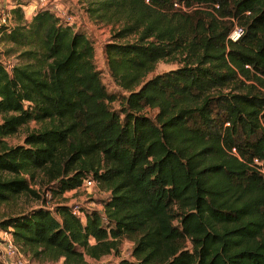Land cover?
Listing matches in <instances>:
<instances>
[{
  "label": "trees",
  "instance_id": "obj_1",
  "mask_svg": "<svg viewBox=\"0 0 264 264\" xmlns=\"http://www.w3.org/2000/svg\"><path fill=\"white\" fill-rule=\"evenodd\" d=\"M82 4L116 27L103 55L121 94L106 92L79 29L11 9L0 44L20 62L0 63V204L41 199V187L55 198L86 177L108 196L101 212L42 205L0 230L39 263H97L128 239L118 264H264V0ZM159 62L177 68L146 80ZM28 122L41 127L8 146Z\"/></svg>",
  "mask_w": 264,
  "mask_h": 264
},
{
  "label": "rangeland",
  "instance_id": "obj_2",
  "mask_svg": "<svg viewBox=\"0 0 264 264\" xmlns=\"http://www.w3.org/2000/svg\"><path fill=\"white\" fill-rule=\"evenodd\" d=\"M83 0H58L59 4L62 8L71 16L76 18V22L78 23L77 27L80 32L86 35L93 47V65L95 70L99 73V78L104 86L106 92L108 94L120 95L121 91L115 87L113 81L109 77L107 73V69L105 67L104 55H103V47L105 44L111 43L115 41L114 33L116 31V27L111 26H100L95 25L89 18L84 14V6L82 4ZM30 0H6V2H2L0 0V9L1 11H10L17 5H27ZM26 7V6H25ZM31 9L25 8V16L26 19H23L25 24L29 23L33 14L30 15ZM132 37L127 36L125 39L117 40L118 42H126L131 41ZM12 60H16L20 62L18 59L17 53L13 52L12 47L9 44H0V63H11ZM177 66L171 63H163L159 62L155 65L153 72L147 75L146 80L152 78L155 75L163 74L172 70H175ZM111 110L117 111L119 109L117 102L111 104ZM141 115L153 118L156 114L155 110H151L149 108H144L141 112ZM1 123V116H0ZM41 124H37L35 122H28L27 124L19 127L15 134L9 136L4 139L5 143L10 146H23V140L25 136L33 131L40 129ZM39 174L35 173V187L34 183L30 184V187L34 190H38L39 184ZM44 188L41 187L38 190L40 198L36 199L31 195H20L17 198L11 200L6 204H0V224L5 222L8 219L14 218L16 216H20L21 214H27L28 212L38 209L43 205L45 208L47 207L49 210H52L57 204H63L64 206H72L77 205L80 209L83 210H96L101 212L102 210V202L106 200L108 194L99 186H96L93 189L84 190L83 188H79L74 190L73 193L66 192L61 196L51 198L49 194L44 195L42 192ZM3 238L2 231L0 230V239ZM92 244V241H90ZM186 248H189L188 243H185ZM132 247V243L128 239H122L121 244L118 249L117 254H113L107 256L101 261L97 263H93L86 259V264H118L120 260L130 259V250ZM22 257L26 259L30 264H62V260H58L55 262H46L39 263L34 260L28 253L23 252ZM26 258H25V257Z\"/></svg>",
  "mask_w": 264,
  "mask_h": 264
},
{
  "label": "built area",
  "instance_id": "obj_3",
  "mask_svg": "<svg viewBox=\"0 0 264 264\" xmlns=\"http://www.w3.org/2000/svg\"><path fill=\"white\" fill-rule=\"evenodd\" d=\"M30 1L32 4L31 10L29 12L30 15L32 14L34 15L39 10H45L56 16L60 20V22L63 23L64 25L71 26L74 29H78L76 28L78 25V23L76 22V18L69 15L59 4L58 0H30ZM25 8L26 7H21L23 19H26ZM12 26L13 23L9 11L8 12L1 11L0 9V29H3L4 31H9L12 28ZM241 35H242V30L240 28L234 27L232 31L229 33L227 39L231 42H235L240 38ZM16 64H17L16 60H12L11 63H7V64L2 63L3 68L7 73H10L12 67L15 66ZM231 152L233 153L234 151L232 150ZM96 186H98L97 183L91 177H86L83 180V183L80 188H83L84 190H89L95 188ZM48 196L46 195V197ZM68 207L70 208V212L73 216L81 215L80 208L77 205H72ZM45 209L49 210L47 207ZM2 235L3 238L0 239V264H30L26 259L22 257L23 253L20 247L14 244L10 234L8 232L2 231Z\"/></svg>",
  "mask_w": 264,
  "mask_h": 264
},
{
  "label": "crops",
  "instance_id": "obj_4",
  "mask_svg": "<svg viewBox=\"0 0 264 264\" xmlns=\"http://www.w3.org/2000/svg\"><path fill=\"white\" fill-rule=\"evenodd\" d=\"M2 2H6V0H2ZM32 7V4H31V1L26 5V9H31ZM74 191H70L69 193H73Z\"/></svg>",
  "mask_w": 264,
  "mask_h": 264
}]
</instances>
